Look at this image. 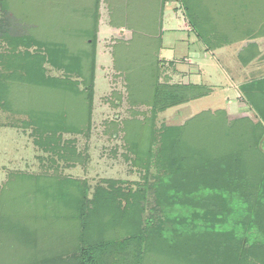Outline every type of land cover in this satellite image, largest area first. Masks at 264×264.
<instances>
[{"label": "rangeland", "instance_id": "rangeland-1", "mask_svg": "<svg viewBox=\"0 0 264 264\" xmlns=\"http://www.w3.org/2000/svg\"><path fill=\"white\" fill-rule=\"evenodd\" d=\"M166 1L143 0L139 12L144 16L145 25L138 26L140 19L133 16L129 19L132 23L125 26L128 28L124 32L115 33L110 28L116 13L111 12L112 5L108 0H0V72L6 70L4 75H7L0 79V194L8 188L9 191L2 196L14 197L12 206L21 212V215L11 217L13 212L1 209L3 204L0 203V245L8 243L12 246L10 250L0 248V252L3 251L0 256H4L0 258V264L13 263L14 260V263L21 264H35L43 260L57 264H63V260L74 264L77 262L75 255L79 250L76 249L81 246L78 241L80 227L75 225L77 231H74L73 226L66 230L62 224L52 227L55 213L62 216L65 212L73 213V203L56 201L50 205V199L45 194L32 199L27 190L29 177L39 179L37 181L50 178L53 181L51 187L56 182H70L71 188L67 190L72 197L77 184L81 185L85 191L86 204L89 203L88 206L92 208L91 204L95 200L98 205L93 209L94 221L108 227L104 236L99 239L103 242H118L135 231V216L142 229H152L156 223L154 216H157L162 206L175 201V196L168 199L167 194H172L171 187L164 189L160 184L163 177L171 171L170 167H176L177 164L172 152L166 154V151H161L162 142L168 138L164 136L166 129L189 122L185 128L186 145L195 146L194 141L201 137L200 133L212 130L214 124L209 120L208 114L201 119L199 114L225 110L227 104L231 103L230 107L235 110H230L229 116L226 114L224 122L237 125L233 137L239 140L247 137L245 141L250 144L248 149L253 147L252 137H256L260 130L254 131L252 125L260 122L264 126V120L250 109L249 92L238 91L228 83V78L236 80L241 77L239 72H235L239 68L233 57L221 59L228 72L213 70L208 80L203 76L202 86L208 88L213 84L215 87L209 95L159 111L151 107V77L143 73L147 66H155L154 82L159 85H191L185 84L187 75L184 73L174 74V62L169 63L159 57L158 24L147 23L151 22L150 19L159 20V13L163 12ZM173 1L177 2L183 17L196 33L199 32L198 27L206 33L212 22L219 27V18L223 19L225 12L228 13L226 7L229 6V0ZM196 19H201L200 26ZM130 27L140 28V31L128 30ZM106 30L108 31L105 32ZM80 38L86 40L83 47L93 55L90 100L87 98L90 74H85L84 82L76 73L66 74L64 69H60L66 66L58 67L48 62L46 51L49 48L51 55L66 65L72 63L75 66L76 58L78 65L77 56L83 42ZM202 39L204 40V36ZM24 41L30 44L23 45ZM166 55L164 52L163 57ZM180 61L185 63L186 60L182 58ZM85 64L87 66V62ZM212 64L209 61L207 65L210 70ZM34 73H43L42 76L53 80H63L62 83H66V86L71 82L76 85H71L72 90L69 88L68 92L59 89L56 93H47L46 88L42 90L43 88L35 86L32 79ZM43 93L44 96L49 95L50 102L57 100L56 105L51 104L52 112L56 111L57 115L61 113L66 118V123L60 121L62 124L57 129L41 131L40 122L29 115V104H34L35 108ZM63 97L66 103L62 101ZM227 97H230V102ZM80 100L88 105L87 120L81 124L79 122L83 117L77 115L76 109V106L80 107L77 103ZM236 109H242L245 114L238 115ZM204 121L202 130L201 123ZM219 130L220 127L217 126L214 134H218ZM236 148L238 146L233 149ZM260 149L264 153V134ZM247 163L255 171L256 167L262 165L252 152L247 157ZM237 171V174H242L244 169L242 172ZM196 180L202 183V174ZM245 180L244 175L238 178L237 187L240 188ZM98 189L109 192L113 205L129 214L128 223L120 219L116 221L120 216L117 213L114 221L116 225L112 227L111 213H106L96 198ZM10 190L14 192L13 195ZM261 191L264 192V186ZM221 199L223 198L219 196L216 200ZM198 200L203 201L202 207L207 211H210L211 206L222 210L206 197L205 191L201 194L198 191L191 192L190 199L186 202L193 205ZM234 201L237 204L236 213L243 218L247 214L252 216L255 220L253 227L256 226L255 230L259 229L263 233L260 236L263 238L264 194L251 195L244 191ZM54 205L59 208L53 209ZM76 211L74 208L75 213ZM171 211L176 214L173 207ZM29 212L38 214L37 219L31 216L33 214L28 215ZM25 214L27 216L23 219ZM252 231L256 233L254 229ZM69 233L72 236L71 245H65L66 241L61 237ZM52 237L55 239H51ZM91 240L98 238L93 237ZM30 244L34 246L28 251L26 247ZM143 246L150 247V243ZM130 251L131 246L119 245L114 251L102 250L100 257L105 264H112L110 257L127 259ZM147 251L145 248V253ZM256 256L253 254L249 258L255 261L258 260ZM124 263L129 264V260ZM142 264L170 263L147 252ZM175 264L181 263L176 261Z\"/></svg>", "mask_w": 264, "mask_h": 264}, {"label": "trees", "instance_id": "trees-1", "mask_svg": "<svg viewBox=\"0 0 264 264\" xmlns=\"http://www.w3.org/2000/svg\"><path fill=\"white\" fill-rule=\"evenodd\" d=\"M228 4L229 6L226 7L228 11H230L229 14H227L228 19L233 23H241L242 28L244 26L247 27L248 24H251L252 26V22H257L259 24L264 23V0H229ZM262 33L264 32H261L260 34ZM80 39L83 42L80 46L81 48L79 47L81 50H79V56H77L79 60L78 65L76 58L74 61L75 66H72V63L66 65L62 64L59 58L55 59V57L51 55L49 48L46 49V51L48 52V62L52 65H58V67L62 65L66 66L60 68L64 69L66 74L76 73L83 82L85 81V74H90L89 81H87L89 83V86H87L89 91L87 98L90 100V94H92L93 78L91 76L93 74V55L90 54L91 52L88 49L83 47V43L86 40L82 38ZM11 44L14 43L12 42ZM28 44H30V42H23V45L27 46ZM39 48L41 47L39 46ZM157 53L155 52L156 55ZM86 62L87 66L85 64ZM145 69L143 70L145 76L148 74L151 77L150 87L153 101H151L150 104L155 110L159 111L186 103L206 96L210 92V90L192 84L159 85L154 82L156 80L154 78L156 71L155 66L149 65ZM5 72L6 70L0 72V79L7 76L4 75ZM42 75L43 73H34L32 79L34 80L36 87L43 88L42 90L46 88L47 93H56L59 89H65L67 92L69 91V88L72 90L71 85L74 83H68L67 81L68 86H66V83H62L63 80H53L45 78ZM76 94L77 93L75 92V95ZM65 96H68V94ZM48 97L49 95L44 96L43 93L42 98L40 97L41 100H39V103L35 104V108L34 104H29L31 109H29V112H31L29 115L36 119L37 122H40L39 128L41 131H43V129H57L61 122L66 123V118L61 113L57 115L56 111L52 112L51 110V104L54 103V105H56L57 100L54 99V101L50 102V98ZM70 97L72 99L71 93ZM62 101L66 103L64 97L62 98ZM77 103L80 104V107L76 106V109L78 110L77 115L79 114L83 117L79 123H85L87 120L88 105H85L83 100H80ZM205 114H208L209 120L211 119V122L214 124L212 125V130L200 133L201 139L199 138L194 141L195 146L186 145L187 133L185 128L188 126L187 124H190L189 122L180 127L168 128L165 131L164 136H167L168 138L162 142L161 151L162 153L166 151V154L167 152H172L175 157L174 159L177 160V164L176 167L174 165L173 167H170L171 171L163 177L160 184L164 189L169 188V186L171 187L172 194H167L169 197L168 199L171 198L170 196H175V201L169 202V204L165 203L162 206L160 212L157 213V216H154V222L156 221V223L152 229H142L139 220L135 216L134 218L137 220L135 231L119 239L120 241L118 242L115 240L103 242L99 239L104 236L108 227L96 224L97 222L94 221L95 215L93 214V209H96L98 205L95 200L91 204L92 208L88 206L89 203L86 204L85 191L81 185L77 184L72 197V195L68 194L67 190L68 188H71L69 187L71 184L70 182H56L54 185L52 184L51 187L53 181L51 182L50 178L37 181L39 179L29 177L27 190H29L28 194H30L32 199L45 194L46 197L50 199V205L54 204L56 201L73 203V206L71 207L73 213H63L61 211L64 214L63 216L60 214L56 215L57 212L55 213V221L53 222L52 227L56 228L57 224L58 226L62 224L66 230H68L70 226H73L74 231H77L75 225L80 227L81 230L78 233V241L81 243V246L76 249V251H79L77 256L75 255L77 261L75 264H105L100 257L102 250L110 249L114 251L119 245L131 246V251L128 253L127 258L129 264H142L144 255L147 254V252L153 253L161 260L166 259L167 263L170 264H175L176 261L181 264H264V237L261 238L263 233H261L259 229L256 231V226L253 227L255 220L252 219V216L249 217L247 214V217L243 218L240 214L236 213L235 206L237 204L234 201V198L238 194L240 196V192L244 191H247V193L249 192L251 195L264 194V192L261 191L264 186V153H262L260 149V142L263 139L264 134V129H262V127L264 126L260 122L252 125L253 130H260V133L257 134L256 137H252V140H254L253 147L248 149L250 144L248 145V141H245V138L247 137H241L240 140L233 137V134H235L234 129H237V125L225 124L224 120H226L227 116L224 111L220 110L216 113H200V119L201 117L204 118ZM205 121H208V119ZM205 121L201 123L202 130ZM217 126L220 127V130L218 134H214ZM137 128L139 129V127ZM211 145L213 146L211 147ZM235 146H238V148L233 149ZM245 152H247V154ZM251 152L257 157L258 161L262 163V165L256 167V171L255 169L251 170L248 167L247 157ZM240 164H242V166ZM242 169H244L242 174L246 180L244 183H241V186H239L240 188H238L237 180L243 175L240 173L237 174V170L242 172ZM201 174L204 181L202 183L197 180L195 181V179L199 178ZM10 184L11 183H9V185ZM8 191L9 189L6 188V190L4 189L0 194V203L3 204L1 209L11 210L10 212H13L10 214L11 217L19 216L21 215V212L19 213V211L14 209L15 206H12L14 197L4 198L2 196ZM194 191H198L200 194L202 191H205L206 197L210 201L213 200V203H216L215 206L222 210L219 211L211 206L210 211H207L208 209L205 210L202 207L203 201L199 200L193 205L188 204L186 201L188 198L190 199V194ZM97 192L96 198L100 202V205L103 206V210H105L106 213H111L110 221L113 224L112 227L116 225V222L114 221L117 213H120V216L116 221H119L120 219L125 223H128V219H130L128 217L129 214L124 210L120 211V208L113 205L109 197V192L104 189H98ZM10 194L13 195L14 192L12 191ZM49 194L51 197L47 196ZM219 196L223 199L216 200ZM220 205L222 206L220 207ZM54 206L53 209L59 208L58 205ZM170 206L178 212L175 211L176 214H174L171 211ZM74 208L75 211H78V214L77 211L76 213L74 212ZM113 211L114 213H112ZM28 215H31L36 219L38 217V214L32 212H29ZM25 216L27 215L25 214L22 218L25 219ZM92 229H94V231H92ZM252 229H254L256 233H254ZM93 237L98 238V240H91ZM61 238H64L63 240L66 241L64 243L65 245H71L72 236H70V233ZM51 239L55 238L52 237ZM146 243H150V247H145L146 250H148L145 253L143 245H146ZM17 246L22 247L21 245ZM33 246V244H30L26 249L30 251L33 249ZM0 248L1 250H4L3 248L10 250L12 246L8 243H4V245H0ZM253 254L257 255L256 257L258 260H250L249 256H252ZM0 258H4V256H0ZM127 259H124L123 257H110L112 264H125L126 262L124 263V261ZM14 261L16 262V260ZM14 261L13 263H5L21 264L14 263ZM61 263L74 264L72 262H64V260L61 261ZM35 264H57V262L43 260Z\"/></svg>", "mask_w": 264, "mask_h": 264}, {"label": "crops", "instance_id": "crops-1", "mask_svg": "<svg viewBox=\"0 0 264 264\" xmlns=\"http://www.w3.org/2000/svg\"><path fill=\"white\" fill-rule=\"evenodd\" d=\"M108 1L112 5L111 12L116 13V16L114 15L115 19L111 23V31L115 33L124 32L125 28H128L125 26H130L132 23V20L129 21V19L133 16L140 19L137 22L138 26L145 25L144 16L139 12L143 0ZM163 8V12L159 13V20L150 19L151 22L148 21L147 23L155 25L157 22L160 41L158 55L166 62L175 63L176 73L174 74L180 73L181 75V73H184V75H187L185 84L190 83L201 88L204 87L210 90L207 94L209 95L213 91L212 88L215 87L213 84L208 88L202 86L203 76L205 80H208L210 79V73L214 72L213 70L215 72L218 70L224 73L228 72V68L224 66L226 64L222 63L224 61H221V59L226 57L235 58V65L239 68H236L235 72H239L241 77H237L236 80L228 78V83L238 91L249 92V99L251 100L248 104L250 109L255 112V115L264 120V33L260 34V32H264V23L252 22V26L248 24L247 27L242 28L241 23H233L228 19L227 14L230 12L228 11V13L225 12L226 15L223 19L219 18L218 21L221 22L219 27L212 22L206 33L198 27V34L190 28L187 19L183 17L179 10L177 2L167 0ZM219 11L221 12L220 8ZM200 20L196 19L199 26ZM212 26L217 27V29ZM134 29L140 31V28L132 27L128 30L135 32ZM203 36L204 40L202 39ZM164 52L167 53L165 57H163ZM182 58L186 60L185 63H181ZM209 61L213 62L210 66L211 70L207 67ZM227 101H231L230 97H227ZM230 104H227V109L222 110L228 116L230 110H235L230 107ZM236 111L238 115L245 114L242 109H236Z\"/></svg>", "mask_w": 264, "mask_h": 264}]
</instances>
